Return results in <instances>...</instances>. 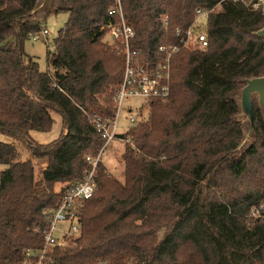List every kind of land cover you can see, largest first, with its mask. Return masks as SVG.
Instances as JSON below:
<instances>
[{"label":"trees","instance_id":"16d2710c","mask_svg":"<svg viewBox=\"0 0 264 264\" xmlns=\"http://www.w3.org/2000/svg\"><path fill=\"white\" fill-rule=\"evenodd\" d=\"M117 0H57L52 11L68 19L47 50V71L24 50L41 31L30 12L38 0H0V133L26 142L41 172L21 160L15 145L0 141V264H19L27 249L43 246L47 221L65 188L90 168L104 143L89 113L111 117L124 57L107 40ZM134 30L131 48L141 61L156 60L162 44L176 41L195 8L206 12L203 48L171 58L169 96L150 100L147 118L126 135L121 178L104 166L85 201L80 231L51 248V264H264V220L250 214L264 190V117L252 99L254 136L247 147L236 97L244 78L264 75V37L253 35L264 16L229 0H118ZM166 16V27L162 18ZM103 104V105H102ZM52 112L59 136L48 131ZM126 137V136H124Z\"/></svg>","mask_w":264,"mask_h":264},{"label":"built area","instance_id":"2783aa9c","mask_svg":"<svg viewBox=\"0 0 264 264\" xmlns=\"http://www.w3.org/2000/svg\"><path fill=\"white\" fill-rule=\"evenodd\" d=\"M229 1L264 16V0ZM194 12V20L187 28L175 30V42L162 44L158 47L156 60L141 61L140 50L131 48L134 30L131 25L125 22L119 1L117 0L116 5L108 10V14L115 16L116 20L105 28L110 37L107 42L113 47L116 54L124 57L122 79L112 97L113 115L111 117L97 113L87 115L104 143L95 157H86L85 160L90 168L85 170L81 179L65 188L57 206L42 210L48 223L47 229L43 232V246L36 251L25 250L19 264H51L50 260H47L46 253L51 248L67 245L69 240L79 233L81 226L79 219L84 203L91 198L95 191L94 172L100 154L113 140L130 141L129 138L124 137L125 132L142 121V119L131 115L129 117L131 126L125 132H118L120 129L118 117L123 100L132 97H141L147 103L153 99L166 100L170 92L172 56L183 48H203L207 45L206 34L201 29L206 12L199 7L195 8ZM162 22L166 27L165 15H163ZM46 34L47 30L43 28L31 37L38 40L45 38ZM128 110L130 111V109ZM250 215L253 218L264 220V190L261 201L252 209Z\"/></svg>","mask_w":264,"mask_h":264},{"label":"rangeland","instance_id":"374dc122","mask_svg":"<svg viewBox=\"0 0 264 264\" xmlns=\"http://www.w3.org/2000/svg\"><path fill=\"white\" fill-rule=\"evenodd\" d=\"M52 9L53 7L50 6L48 9H44L37 12L35 15L37 20H39L41 23V29L45 28L47 30V34L45 35V38L34 40L32 39V37H29V39H27L24 42L25 52L29 56H31L35 61H37L39 69L41 71L48 70L47 50L53 49L52 47L53 39L56 37L58 31L64 26L65 22L68 19V13L64 11L54 12L52 11ZM109 39L110 37L106 33L103 38V41L104 40L108 41ZM128 109H130V111ZM148 110H149V104L146 102L145 99L141 97L125 98L122 103V109L119 112L118 125L120 129H118V132H125L127 128L131 126V122L129 121V117L131 115L134 117H138L142 119V121H144L147 118ZM52 118H53V123L48 131L32 130L29 133V140L38 144H47L52 140L56 139L59 136L62 129L61 117L58 113L52 112ZM126 132L124 136L130 139V137L126 135ZM0 141L15 145L18 150L19 158L21 160L27 158L31 159L32 162L34 163V173L36 175L40 173L41 163H39L38 159L32 157L30 148L26 142L15 141L12 138L2 133H0ZM125 145L133 146L131 140L130 141L113 140L109 142V144L106 146L102 154L105 169L110 174H112L114 177L117 178H121L123 163L121 162L120 156H121V152L123 151V147ZM43 162L45 161L43 160ZM3 168L4 166L0 165V170Z\"/></svg>","mask_w":264,"mask_h":264},{"label":"water","instance_id":"95a60500","mask_svg":"<svg viewBox=\"0 0 264 264\" xmlns=\"http://www.w3.org/2000/svg\"><path fill=\"white\" fill-rule=\"evenodd\" d=\"M56 2L57 0H38L37 6L30 12V14L36 15L37 12L48 9L50 6L54 8ZM253 35L264 37V25L255 31ZM242 81L244 84L239 90L236 101L239 106L237 119L241 123L243 139L238 145L237 149L249 146L254 136L252 123L253 113L251 107L253 98L256 99L261 114L264 117V75L252 78H244Z\"/></svg>","mask_w":264,"mask_h":264},{"label":"crops","instance_id":"0c3cea01","mask_svg":"<svg viewBox=\"0 0 264 264\" xmlns=\"http://www.w3.org/2000/svg\"><path fill=\"white\" fill-rule=\"evenodd\" d=\"M39 163H41L40 165H41V170H42L45 166V162H43V160H39ZM41 170H40V172H41Z\"/></svg>","mask_w":264,"mask_h":264}]
</instances>
